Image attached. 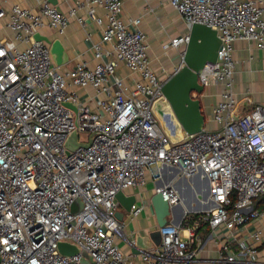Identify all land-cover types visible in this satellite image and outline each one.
Wrapping results in <instances>:
<instances>
[{
	"label": "built area",
	"instance_id": "2783aa9c",
	"mask_svg": "<svg viewBox=\"0 0 264 264\" xmlns=\"http://www.w3.org/2000/svg\"><path fill=\"white\" fill-rule=\"evenodd\" d=\"M4 1L12 4L0 7L7 31L0 37V264H201L202 226L207 238L220 239L210 264H264V105L237 115L232 91L234 42L264 49V0H168L187 28L167 44L179 51L175 70L183 65L190 26L203 24L216 31L220 49L198 71V82L203 89L223 86L212 109L215 126L184 133L177 143L152 112L163 81L145 34L131 27L139 19H122V0H84L102 38L92 46L96 64L79 62L71 69L55 66L49 46L34 35L46 25L62 33L70 17L83 24L77 15L83 2L62 13L48 0H35V10ZM75 88L94 90L96 111L79 101ZM74 130L80 143L90 142L68 151ZM80 133L87 139L80 141ZM148 175L172 215L158 228L159 244L137 257L117 245L124 222L116 219L115 196L144 187ZM174 177L203 183L193 189L196 210H181L189 198ZM142 208L132 205L129 215ZM252 224L258 227L248 229ZM60 242L76 245L79 253L61 254Z\"/></svg>",
	"mask_w": 264,
	"mask_h": 264
},
{
	"label": "crops",
	"instance_id": "0c3cea01",
	"mask_svg": "<svg viewBox=\"0 0 264 264\" xmlns=\"http://www.w3.org/2000/svg\"><path fill=\"white\" fill-rule=\"evenodd\" d=\"M77 1L83 2V7L78 10L77 15L84 19L83 24L79 23L76 17H70L69 23L60 33L56 28L44 26L39 30L41 36L48 38L51 42L57 40L60 42L66 61L62 65H56L62 69H71L76 63L85 62L89 67H93L97 59L94 58L93 44L99 43L102 38V26L97 25L87 16L88 5L84 0H57L56 6L62 13H67L70 7L75 6ZM24 7L37 9L38 4L35 0H13ZM12 2L0 0V7L9 8ZM96 14L104 17V12L100 7L96 8ZM122 19L129 21L138 18L137 26L132 28L140 29L146 38L148 46V55L153 69L158 74L160 80L164 81L177 68L179 64L178 50L167 46L172 38L180 37L187 32V28L178 13L169 5L168 0H122ZM5 22H0V37L6 31ZM49 47L50 45L47 44ZM233 57L235 65L232 73V91L237 99L236 114L248 112L255 104L264 105V49H258L254 43L237 40L233 44ZM118 72L126 81H129L127 70L119 64ZM222 85L211 84L203 89V92L197 96L201 100V109L205 115L206 124H214L211 121L212 109L220 101V91ZM78 99L87 105L92 111L97 110L98 97L91 88H75ZM155 173L156 171H153ZM147 183L144 187L128 188L124 191L126 195H134L135 205H142V210L132 216L125 213L124 238L117 240V245L124 254H133L139 257L140 253L132 252L134 245L129 241L135 240V235L150 236L151 233L158 230L154 210L151 204V197L155 193V182L152 176H147ZM171 176H165L164 180ZM175 185L184 192L189 198L188 203H192L193 189L199 188L203 183L200 180H187L180 177H174ZM205 186V185H204ZM180 208H176L174 213H178ZM258 227L257 224L248 226V229ZM208 229L206 226L199 228L198 233L205 239V243L200 250L199 256L201 264H210V261L218 257L219 241L218 237L207 238ZM241 235V236H240ZM240 238H247L242 232ZM154 239H157L154 236ZM135 242V241H134ZM135 244V243H134ZM156 246V245H155ZM135 250V249H134ZM259 254L264 258V248L259 247Z\"/></svg>",
	"mask_w": 264,
	"mask_h": 264
},
{
	"label": "water",
	"instance_id": "95a60500",
	"mask_svg": "<svg viewBox=\"0 0 264 264\" xmlns=\"http://www.w3.org/2000/svg\"><path fill=\"white\" fill-rule=\"evenodd\" d=\"M48 1L55 5L57 2V0ZM188 34L189 40L184 48L182 58L183 65L163 81L162 96L152 104V112L172 143L181 141L184 133L193 134L202 130L205 124V115L201 109V100L193 97L192 93L195 92L199 95L203 92V86L198 82L197 73L206 62L216 60L217 52L220 49V39L216 31L209 26L194 23L190 26ZM34 39L50 45V54L56 65L64 64L66 58L59 41L51 42L40 33H36ZM65 105L76 110V106L73 104L65 103ZM89 142L80 143L78 132L74 130L70 133L65 146L68 151H73L80 145L87 146ZM115 197L121 207L115 216L117 220L122 221L125 213H129L132 205L135 204L136 198L134 195H126L124 191L117 192ZM150 201L158 226L169 222L172 208L169 207L162 194L154 193ZM154 236L157 239H154ZM160 240L159 230L151 233L150 236L136 234L132 252L150 251L159 244ZM58 249L61 254L68 256L79 253V248L76 245L66 242H60Z\"/></svg>",
	"mask_w": 264,
	"mask_h": 264
},
{
	"label": "rangeland",
	"instance_id": "374dc122",
	"mask_svg": "<svg viewBox=\"0 0 264 264\" xmlns=\"http://www.w3.org/2000/svg\"><path fill=\"white\" fill-rule=\"evenodd\" d=\"M206 126L207 127H210V128H213L215 125L214 124H206ZM79 139H80V141L81 140H86L87 139V134H85V133H80V135H79ZM151 169L153 170V171H156V166L155 165H152L151 166ZM232 199L233 200H235V197L234 196H232ZM121 207L119 206V209H120Z\"/></svg>",
	"mask_w": 264,
	"mask_h": 264
},
{
	"label": "bare ground",
	"instance_id": "6f19581e",
	"mask_svg": "<svg viewBox=\"0 0 264 264\" xmlns=\"http://www.w3.org/2000/svg\"><path fill=\"white\" fill-rule=\"evenodd\" d=\"M198 206L192 205L190 203H183V209L181 210H196Z\"/></svg>",
	"mask_w": 264,
	"mask_h": 264
}]
</instances>
